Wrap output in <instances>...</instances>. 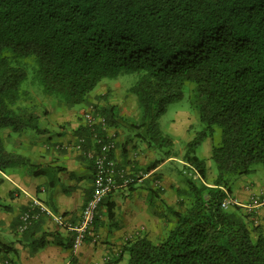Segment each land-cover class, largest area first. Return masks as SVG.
Instances as JSON below:
<instances>
[{
  "label": "trees",
  "instance_id": "obj_1",
  "mask_svg": "<svg viewBox=\"0 0 264 264\" xmlns=\"http://www.w3.org/2000/svg\"><path fill=\"white\" fill-rule=\"evenodd\" d=\"M27 59L43 93L65 110L88 106L104 79L136 74L128 92L137 100V120L122 117L115 105H97L94 112L161 153L143 174L177 158L159 119L193 85L192 105L205 127L186 145L185 186L178 209L167 208L175 218L171 228L155 242L146 235L128 240L120 258L103 264H123L125 255L126 264H264L260 225L239 206L222 207L221 189L230 191L254 164L264 165V0H0V174L49 172L52 184L60 167L38 169L8 144L27 131L46 132L22 89ZM215 128L217 175L208 182L195 149ZM94 130L104 134L101 123ZM76 133L90 146L91 128L81 125ZM107 207L113 221L115 203ZM0 208L8 206L0 201ZM47 236L53 234L42 239Z\"/></svg>",
  "mask_w": 264,
  "mask_h": 264
},
{
  "label": "crops",
  "instance_id": "obj_2",
  "mask_svg": "<svg viewBox=\"0 0 264 264\" xmlns=\"http://www.w3.org/2000/svg\"><path fill=\"white\" fill-rule=\"evenodd\" d=\"M85 108L86 106H80L77 110L72 108L66 113L67 119L72 122L71 127L58 128L54 125L49 128L50 131L43 129L46 131L47 141L33 148V153L38 158L32 161L38 169L45 166L62 169L54 178L55 183H49L54 177L49 172L46 176H34L17 169L0 174L4 180L0 186V201L8 206L0 208V264H103L120 258L123 246L128 240L145 235L151 240H159L164 238V230L171 228L172 223L168 218L165 219L163 212L168 207L175 208L173 192L177 189H174L173 182L168 183L165 180L162 168L167 162L180 161L179 158L169 159L151 173L143 174L144 168L159 159L160 153L133 139L128 130L127 135H123L120 127L108 126L107 131L102 133L114 137L116 149L113 157L119 167L128 176H143L134 185V189L118 187L105 198L94 226L97 242L94 243L89 238L78 251L73 250V234L61 228L54 217L60 216L66 222L76 224L93 190L92 161L71 147L79 138L77 129L81 125L85 126L82 116ZM119 111L124 117L123 112L120 109ZM77 113H81L80 117ZM96 115L99 123L98 113ZM54 130L58 132L55 133ZM129 138L131 139L126 144ZM124 146L126 150L123 149ZM30 156L29 154L28 157ZM156 180L163 187L166 183L170 191L165 194L158 191L155 188ZM233 187L235 190L230 188V194L238 206L246 211L250 209L248 203L254 195H264V183L261 181L239 178ZM34 201L39 202L49 213H42L26 231L21 232L20 217ZM108 202L115 203L113 221L107 215ZM255 213L264 232V207L255 210ZM43 234L53 236L42 239ZM8 245L11 249L5 247ZM126 258L125 255L124 259Z\"/></svg>",
  "mask_w": 264,
  "mask_h": 264
},
{
  "label": "rangeland",
  "instance_id": "obj_3",
  "mask_svg": "<svg viewBox=\"0 0 264 264\" xmlns=\"http://www.w3.org/2000/svg\"><path fill=\"white\" fill-rule=\"evenodd\" d=\"M27 79L22 85V89H25L30 92L31 100H29L28 105H32L36 110L40 118V128L41 130L45 129L50 131L49 128L54 127L58 128L71 127V121L67 119L66 113L70 110H65L62 106L58 104L55 98H50L43 93V88L41 83L34 76V61L31 62L30 59H27ZM136 74L121 76L117 79H104L96 90L90 95L91 103L86 106L83 114L89 110H95L94 106H103V105H115L121 112L123 116L131 121H135L139 118V111L136 108L135 102L136 97L131 95L128 90L137 80ZM194 92L193 85L187 84L184 89V97L172 104L167 108L165 114L159 119V128L161 132L166 136H171L174 139V152L179 158L180 161H170L164 165L162 170L164 171L165 180L170 183H174V189L176 192H173V198L175 199V208L178 209V190L182 189L185 186L184 175L185 172V163L182 161V158L185 154L186 145L188 142L194 140L200 132L204 129L205 125L199 120L198 112L195 107L192 105ZM55 99V100H54ZM80 106H76L73 109H79ZM89 109V110H88ZM98 109V108H97ZM96 111V110H95ZM97 113V112H96ZM81 114V113H80ZM80 114L77 113V115ZM129 114V116H127ZM83 116V115H82ZM123 135H127V130L124 127H120ZM53 132H58L54 130ZM133 136L135 131H129ZM220 130L215 128L214 137L206 136L203 142L198 145L195 149V155L200 159L205 161V164L208 168L206 180L212 182L217 175V165L215 160L211 158L212 155V146L213 144H218L220 142ZM14 141H11V146L14 145L16 151H22L25 155H31L30 158L36 160L37 155L33 153V148L39 143L46 142L47 136L45 133H34L27 131L23 133L20 137L14 136ZM11 139V140H13ZM142 143L141 141H138ZM10 146V147H11ZM9 147V146H8ZM161 158V153L158 156ZM182 161V162H181ZM23 172L24 169H22ZM187 176V175H186ZM239 178H245L250 180H257L264 183V165L262 163H257L252 166V172L247 176H241ZM238 178V179H239ZM236 179L235 182L238 180ZM196 184H200V180H194ZM234 182V183H235ZM234 183L231 185V188L235 190ZM161 190V193L169 192L170 187L165 183ZM178 186V187H177ZM173 189V188H172ZM255 200H264V195H254ZM248 205H253V201L250 199ZM242 212L250 217V220L259 225V219L257 213L254 210L244 209L240 207ZM262 209V208H258ZM257 210V209H256ZM165 219H169L170 223H173L174 217L166 209L163 212ZM173 219V220H171ZM165 220V221H166ZM168 223V222H167ZM170 228L164 230V235L168 232ZM155 242L156 239L152 238ZM127 259L123 264H126Z\"/></svg>",
  "mask_w": 264,
  "mask_h": 264
},
{
  "label": "built area",
  "instance_id": "obj_4",
  "mask_svg": "<svg viewBox=\"0 0 264 264\" xmlns=\"http://www.w3.org/2000/svg\"><path fill=\"white\" fill-rule=\"evenodd\" d=\"M99 123L102 125V131L106 132L108 126L105 124L104 119L100 116ZM85 125L91 128L92 138L91 144L87 147L88 142L85 137H79L75 143L72 144V150L84 155L90 159L93 163L94 169V184L93 190L84 205L80 219L76 224H70L66 222L63 217H54L55 222L63 229L71 232L72 248L74 251H78L87 241L91 239L94 243L97 242L98 237L94 234V226L97 219L99 208L105 198H107L118 187L129 188V185L133 182L141 180L142 176L132 178L126 175L125 171L119 167L118 162L112 156L116 149V142L114 137L109 134H100L94 130V126L97 124V115L93 110H89L83 114ZM195 179L201 181L200 175L195 172L193 174ZM119 182H121L119 184ZM155 187L162 190V185L159 180L155 181ZM225 194V198L222 202V207L238 206L236 200L230 194L227 188H221ZM253 205H249V210H256L264 207V200H255L251 198ZM49 213L43 208V206L34 201L32 206L23 213L21 218L20 231L24 232L33 222L39 219L42 213Z\"/></svg>",
  "mask_w": 264,
  "mask_h": 264
}]
</instances>
